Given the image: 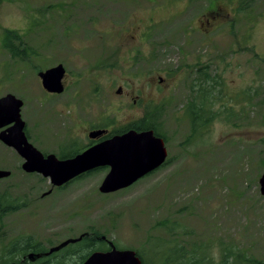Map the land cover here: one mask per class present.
<instances>
[{
  "label": "rangeland",
  "instance_id": "374dc122",
  "mask_svg": "<svg viewBox=\"0 0 264 264\" xmlns=\"http://www.w3.org/2000/svg\"><path fill=\"white\" fill-rule=\"evenodd\" d=\"M6 30L21 32L37 54L10 58L2 45ZM69 31L72 57L83 59L75 47L89 63L101 57L106 66L99 73L116 80L110 99L128 98L114 113L106 109L107 119L122 127L142 118L145 108L159 111L166 159L130 186L101 193L108 167L52 187L48 178L24 172L21 157L0 141V168L11 172L0 179V195L21 202L0 215V264L17 262L9 255L20 251L10 248H23L28 237L47 252L91 228L117 248L138 250L146 264H160L158 243L174 241L157 226L165 219L176 223V239L189 250L202 243L204 255L215 261L234 246L255 260L235 264H263L264 0H0V97L12 93L23 101L29 141L41 151L56 152L70 140L62 113L66 93L45 122L36 111L47 98L38 70L58 63L73 70L66 60ZM203 72L217 84L202 106L214 108L202 110L203 123L193 131L187 108L191 100L201 103L193 79ZM128 84L145 92L118 97L117 85ZM103 90L109 91L107 84ZM67 261L80 260L75 254Z\"/></svg>",
  "mask_w": 264,
  "mask_h": 264
},
{
  "label": "water",
  "instance_id": "95a60500",
  "mask_svg": "<svg viewBox=\"0 0 264 264\" xmlns=\"http://www.w3.org/2000/svg\"><path fill=\"white\" fill-rule=\"evenodd\" d=\"M64 67L58 63L39 72L43 88L59 93L63 90ZM22 100L12 93L0 97V141L12 148L22 159L21 168L26 173H38L48 178L52 187H60L81 174L108 167L98 187L101 193H111L126 188L159 168L165 161L167 149L162 137L152 129L136 131L129 129L90 146L72 158H57L53 153L46 156L27 139L25 122L21 117ZM102 130L91 132L101 134ZM10 170L0 168V179L8 177ZM259 191L264 196V171L259 177ZM51 188L42 195L51 192ZM68 238L49 248L47 253L59 250L69 243L80 240ZM40 255L31 252L28 258L34 261ZM9 264H19L10 262ZM81 264H141L135 251L117 248L109 242L106 251H93Z\"/></svg>",
  "mask_w": 264,
  "mask_h": 264
},
{
  "label": "flooded vegetation",
  "instance_id": "af4514ba",
  "mask_svg": "<svg viewBox=\"0 0 264 264\" xmlns=\"http://www.w3.org/2000/svg\"><path fill=\"white\" fill-rule=\"evenodd\" d=\"M148 31L149 30L147 29L146 32H144V37H143L144 40L146 39L149 33ZM68 33H69V36H68L69 41L67 42L68 47H67L66 60L68 63L73 62L75 65L72 66L73 70H69L67 67L63 66L65 70L64 76L62 78L63 90L59 93L47 91L45 88H43L42 83H41V78L39 77V72L42 70H38L37 72V75L40 78L42 92H44L47 97L44 101L38 104L39 106H37L36 108V111L38 113L41 112V120L43 122L47 120L48 115L50 116L49 109H54L55 100L58 98V95H60L61 93L67 94L63 102L64 112L62 113L66 116L69 122L67 127L70 128V133H69L70 140L67 142H64L63 144L58 145L56 152H50V151L46 152L44 150L41 151L39 148L36 147L38 150H40L43 153L44 156H46L49 153H53L57 156V158H72L76 156L77 154L83 152L85 149L89 148L90 146L100 143L115 134L123 133L129 129L136 130L134 129V127L123 129V127L127 126L128 124H131V125L135 124L136 120L126 122L124 125H122V127H116L115 119H113L112 117L111 119L106 118L105 116L106 109H110L112 113H114L116 109H121L125 105V102L127 101L128 98H124L123 101L119 100L117 102H114L112 99H110L109 96L111 95V91L115 86V81H116L115 77L113 75L100 74L99 71L102 70L106 66V63L101 59V57H97L95 61H92L91 63H89V59H86L84 55L82 54L83 49L81 47H75V49L77 51V55L80 56L81 58L83 56V59L81 62H79L78 59L75 60V58L72 57L74 53L71 52V49H73L74 47L72 43L73 37L71 36L70 31ZM82 63H84V66H82ZM113 65L114 64L112 63L110 64V66L109 65L108 66L113 67ZM67 76H69V80L66 79ZM205 78H207L205 75H197L195 79H193V86L196 90V95L199 96V98L202 97V94L205 93L207 88L210 89L212 87L211 78L213 77L208 75V79H205ZM103 79H105L104 85L107 84L109 91L103 90V86H104L102 84ZM162 79L163 78L160 77V80ZM129 88H130L129 84L125 86V88L123 85H117L114 92L116 93L118 97H122V96L129 97L130 93L136 90L138 91V93H142V94L145 92V90L143 89L141 90V88L135 89L134 87H132V90H129ZM105 93H107L106 97H104ZM133 102H136V100L133 99ZM45 103L47 105L43 106ZM210 104H211L210 102L206 106L197 104V105H193L190 107L188 106L187 109H213L214 107ZM22 106H23V101H22ZM183 109H184V106H183ZM20 113H21V109H20ZM99 130H102L101 134H98V135L90 134L91 132L99 131ZM141 130H145V129H140L136 131H141ZM24 131L29 141L30 133H29V130H27L26 123L24 125ZM42 196H45V195H42ZM85 234H86L85 232H81L78 235V236L81 235L80 240L84 238ZM101 239L104 241V243L105 242L107 243V246L105 247V249H101L98 251L108 250L109 241L106 239V237L104 238L103 235L101 236ZM59 250L53 251L51 253H47L46 251H41V253H39L40 256L36 258L34 261H31L28 258V254L30 253V251L29 250L24 251L20 255V259L17 262H19V264H30V263L37 261L38 259H42L43 261H45L46 257L52 255V253L58 252ZM94 251H97V250H94Z\"/></svg>",
  "mask_w": 264,
  "mask_h": 264
},
{
  "label": "trees",
  "instance_id": "16d2710c",
  "mask_svg": "<svg viewBox=\"0 0 264 264\" xmlns=\"http://www.w3.org/2000/svg\"><path fill=\"white\" fill-rule=\"evenodd\" d=\"M2 45L3 47L8 51L9 55L13 60L17 61H26L30 57V53H33L36 55L35 50L28 47L26 44L23 35L21 32L15 31V30H6L4 33V38L2 40ZM36 57V56H35ZM203 75H205L208 79L207 72H203ZM211 85L212 87L214 86V83L217 84L216 79L211 78ZM211 87V88H212ZM207 91V92H206ZM205 93L202 94L201 97V103L200 105H204V100L206 99V96H211L213 95L211 93V89H206ZM195 100H191L189 105L193 106L195 105ZM202 110L204 109H189L191 113V117L193 119L192 121V130L195 131L197 126H200L203 123V120L201 118V113ZM159 115V111L157 109H145L144 115L142 118L136 121L135 124L131 125L128 124L127 126L123 127V129L134 127L136 130L140 129H152L154 131V134L157 136H160L164 139V135L159 131V127L157 125V118ZM23 204V202H22ZM21 206V202H16V200H10L6 197V194L0 195V215H3L7 212H12L17 210ZM169 221L167 219L159 221L157 223V226L159 227H164L167 229L168 232H170L173 236L174 241L170 244H166L164 241L161 243V241L158 243V249L157 251L160 252L159 256V263L160 264H235L236 262L240 261H250L254 262L255 260L250 257L245 253V251H241L239 249L236 251L235 247H230V248H224L223 252L221 253V258L220 260H213L209 256L204 255V249L206 248L204 245L199 244L197 247H192V249H187L184 247L177 239H176V233H177V225L176 223L172 225H168ZM179 231V230H178ZM84 238L81 240H78L75 243L69 244L66 247L60 249L58 252L52 253L53 257H55V261L51 260V255L46 257V260L43 261L41 260L42 263L46 264H70L67 260L70 259L73 255L77 254L79 258V262L76 264H81L83 260H85L88 255L94 251V250H101L105 249L104 241L101 239L102 233L99 232L97 229L91 228V231L85 232ZM104 236V235H103ZM26 245H24L23 248H18V247H12L11 251H20L18 256H10L9 258L12 261H18L20 258V255L24 251H33L36 253H41V251H44V248H42L37 242H34L30 237L25 239ZM171 240V239H170ZM17 240L14 242L16 244ZM170 242V241H169ZM113 243V242H112ZM13 244V245H14ZM114 244V243H113ZM74 245V246H72ZM115 245V244H114ZM162 245V246H161ZM69 246H72V248H68ZM159 246L162 247L159 249ZM198 248L200 250L198 251ZM19 249V250H18ZM9 253H12V252ZM137 257L140 259L141 264H146L145 260L141 256V253L137 250H134ZM156 251V252H157ZM63 252V254H62ZM66 253V255L64 254ZM51 257V258H50ZM252 258V259H251ZM36 262V261H35ZM35 262L30 263V264H35ZM262 261L256 262L255 264H262ZM264 262V261H263ZM29 263V262H28ZM72 264V263H71ZM75 264V263H73ZM264 264V263H263Z\"/></svg>",
  "mask_w": 264,
  "mask_h": 264
}]
</instances>
